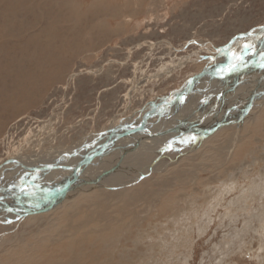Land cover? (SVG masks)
Segmentation results:
<instances>
[{
    "label": "rangeland",
    "instance_id": "1",
    "mask_svg": "<svg viewBox=\"0 0 264 264\" xmlns=\"http://www.w3.org/2000/svg\"><path fill=\"white\" fill-rule=\"evenodd\" d=\"M263 24L264 0H0V164L86 146L182 88L198 129L225 120L193 141L142 132L55 206L0 211V264H264V34L228 80L190 81Z\"/></svg>",
    "mask_w": 264,
    "mask_h": 264
},
{
    "label": "bare ground",
    "instance_id": "2",
    "mask_svg": "<svg viewBox=\"0 0 264 264\" xmlns=\"http://www.w3.org/2000/svg\"><path fill=\"white\" fill-rule=\"evenodd\" d=\"M248 57L245 59L244 61L245 63L250 62L254 58V57L249 58L250 60H248ZM75 75L76 74H72L71 78H74ZM215 78L216 77H211V74L207 75L206 79L209 80L207 84L211 86V82L215 80ZM201 79L199 80L201 81ZM203 79L205 80V76L203 77ZM192 83L193 82H191L189 85H191ZM183 91H184V88L180 89L177 93H175V95L165 98L161 102H169L170 104L174 102H183L184 104L183 107L186 111L185 114L189 116V113H187V110H190L188 107V104L190 102V97H188L187 95L185 96V94L184 95L181 94ZM179 97H182V98H179ZM151 104H152L151 106H154L155 109H158L157 105H155L154 102ZM163 107H165L164 109L168 108L166 104ZM130 119H128V121L127 119H125V121L122 122L121 124H118L117 121L119 122V120L122 121L124 119H119L116 121L114 120L108 129L103 130L98 135L94 134L93 137L95 138L89 144L87 145L85 144L86 146H83V147L79 144V146H77L76 149L72 150L71 152L50 149L48 153L40 154L42 152L39 153L37 151H34L33 149L34 152L31 153L30 155H27L26 153L21 151L20 153L14 156H11L7 161L0 164V211L3 212L1 216L6 217L10 221V220L17 219V218L22 219L24 216V213L28 211L43 210V209L46 210L49 207L55 206L60 200H63V198L66 197V194H68L73 189L75 190L79 186V183L83 184L84 181H86V183L91 182L93 179L91 176L92 174H90L89 171L87 173L88 179L85 178L86 167L89 166L90 163L95 161L96 159H99L100 157L103 158V155L105 154L97 156L96 158H94L88 163L82 160L84 159L86 154L90 155L96 152L97 150L102 148L104 144L108 143V141L109 142L111 141L109 144L110 148L108 149V152L112 153L118 150L122 152L123 154L125 153L127 154L129 143H131L134 140V138L140 139V141L144 143V142H148L145 138H148L150 136H153L156 138L166 137L168 139L171 138V140H173L174 138L172 137L178 135L177 136L178 140L182 138L183 141H193L192 133H194L195 135L194 138L197 137L196 139L199 140L205 136L204 131H207L208 128H211L208 131V132H211L212 130H214V128L215 129L219 128L220 124L225 123L224 122L225 120L224 121L216 120L214 123L213 122L210 123L211 125L205 124L203 128L200 127L201 129L200 128L198 129V127L196 126V123L194 124L193 122H191L192 119L188 120V118H185L184 116L182 120L184 122V129H181V131L178 129V130H173L171 132L169 131L165 133L163 131L158 132L159 130L157 129H151L150 131L149 129H147L146 131L147 137L144 138L141 135L142 132L138 128H136L141 123L140 119H135L134 122H130L131 121ZM149 121L150 123L152 122L151 124L154 126L158 124L156 123L157 122L156 119L155 120L152 119ZM198 125L200 126V124ZM129 126H133V128L131 130H126L127 127ZM186 128L187 130H190L191 132L188 131L187 133L186 132L183 133V131H185ZM129 131H131L132 133L128 134ZM196 131L198 133H196ZM179 134H182V135L179 136ZM130 138H133V139L130 140ZM155 140L157 141V139ZM27 142L29 143L30 141L26 140V143ZM147 146L151 147V145L149 144H147L144 147H147ZM49 190L54 191V192H50ZM45 199L47 200L44 201ZM40 212L42 213V211Z\"/></svg>",
    "mask_w": 264,
    "mask_h": 264
},
{
    "label": "water",
    "instance_id": "3",
    "mask_svg": "<svg viewBox=\"0 0 264 264\" xmlns=\"http://www.w3.org/2000/svg\"><path fill=\"white\" fill-rule=\"evenodd\" d=\"M256 30V31H255ZM255 30H252L250 32H247V33H243L239 36L241 37H245V38H250L251 42L246 46V51L243 53V55L240 56L239 58V62H235L234 61H231V62H228L227 65L225 66H221V67H218L216 70L214 69H211L210 67L209 68H206L204 69L203 71H201L200 73L194 75L193 77L190 78V81H197L201 78H203L205 75H213V77H216V78H221V79H225V80H228V78L234 74L236 71L239 70V68L243 65L242 62H244V56L246 54L249 53V49L251 48V45L256 42L259 37L261 35L264 34V24L257 27ZM234 39H232V41H230V43L227 45V46H230L231 43L233 42ZM225 46V47H227ZM251 65L252 64H262L264 63V59L262 60H259V61H251ZM250 65V66H251ZM245 66V65H243ZM248 66V65H246ZM169 118L167 117V119L165 120V122H168ZM150 123L149 121V117L146 118L143 122H141L139 124V126H137L136 128H138L139 130L143 129V128H147V124ZM152 123V122H151ZM158 123V122H157ZM156 124V123H155ZM137 129V130H138ZM160 132V131H158ZM132 133L131 131L128 132V134ZM111 142V141H110ZM110 142L108 141V143L104 144L102 148H100L99 150H97L96 152L92 153V154H86L84 159L82 161H85V162H90L91 160H93L94 158H96L97 156H100L102 154H106L108 152V149L110 148L109 144ZM84 163V162H83ZM47 199H45L44 201H46ZM44 210V209H43ZM43 210H32V211H28V212H25L24 215L26 214H30V213H37V212H40V211H43Z\"/></svg>",
    "mask_w": 264,
    "mask_h": 264
},
{
    "label": "crops",
    "instance_id": "4",
    "mask_svg": "<svg viewBox=\"0 0 264 264\" xmlns=\"http://www.w3.org/2000/svg\"><path fill=\"white\" fill-rule=\"evenodd\" d=\"M186 96V95H185ZM185 96H183V97H185ZM180 98H182V97H180ZM155 103V105H157V107H158V109H155L154 108V106L151 108V110L150 109H148V110H145V116L144 117H149V120H152V119H155V118H157V117H161V119H163V120H165L168 116H169V109L167 108V109H164L165 107H163L165 104H163V102H160V103H158V102H154ZM183 102H174V103H172V108L174 109V113L176 114V115H181L182 116V120H183V117L185 116V114L183 113V111H182V109H183ZM156 110V111H155ZM140 121H141V119H140ZM131 122V121H130ZM158 122V121H157ZM156 122V123H157ZM160 124V125H159ZM168 124V125H167ZM164 123V122H162V123H160V122H158V124L156 125V126H154V125H152L151 123H149V124H147V128L145 129V128H143V129H141L140 131L141 132H145L146 133V131H147V129H149V131L151 130V129H158L157 127L158 126H161L160 127V130L161 131H163V132H165L166 130H171V131H173L172 129L174 128V125H169V123ZM130 125H132V124H130ZM133 128V126H129V127H127V129L126 130H131ZM169 132V131H168ZM129 139V138H128ZM132 138H130V140H131Z\"/></svg>",
    "mask_w": 264,
    "mask_h": 264
}]
</instances>
